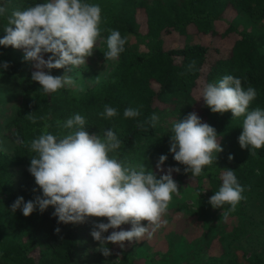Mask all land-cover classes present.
<instances>
[{
    "label": "trees",
    "instance_id": "obj_1",
    "mask_svg": "<svg viewBox=\"0 0 264 264\" xmlns=\"http://www.w3.org/2000/svg\"><path fill=\"white\" fill-rule=\"evenodd\" d=\"M11 0H0V5ZM44 0H24L20 10L43 3ZM99 4L105 23L102 38L109 35L107 29L118 30L122 37L131 35L144 44L143 52L133 51L129 39L125 51L120 54L117 67L104 82L83 94H76L64 88L51 96L40 91V85L31 80V66L23 61V50L0 46V72L17 78L24 68L28 69L23 89V105L13 119L14 138L17 144L12 153L0 151V264H78L75 253L84 241L87 226L91 221L107 222L106 218H91L88 223L72 225L58 224L52 215L54 208L44 213L37 209L29 217L22 211H11V205L22 196L27 202L36 195L33 192L34 178L28 172L33 153L19 141L30 142L38 137L45 124L50 125L51 134L62 136L66 130L57 127L56 121H66L73 114L85 117L89 133L103 137L108 129L113 130L122 141L121 148L114 153L130 166L145 164L154 172L160 155H167L161 166L179 167L173 172L175 179L193 185L200 196L196 205L182 208L204 227L214 221L209 198L222 185L221 170L235 171L238 182L244 187L242 200L229 216H238L247 202L252 178L257 171L264 172V148L250 155V149H241L238 137L242 132L243 118L233 119L232 113L213 114L200 98L203 85L216 82L225 75H233L242 81V86H252L257 97L251 107L264 109V33L256 34L241 30L237 19L247 15L252 19H264V0H87ZM6 19L0 18V38ZM191 36L201 41L189 44ZM179 40V41H178ZM176 41V43H174ZM178 41V42H177ZM47 59V55L45 56ZM195 61V68L188 65ZM7 62L5 70L2 63ZM62 69L52 70V75H62ZM185 102L188 110L195 112L202 122L215 128L223 152L216 163L205 166L204 174L191 178L185 174L184 166L177 164L170 154V135L156 125L148 123L152 114L158 115L165 105ZM118 109V115L104 119L99 113L104 105ZM126 108L138 109L140 116L126 119ZM33 113L36 123L27 115ZM43 118V119H41ZM143 124V127H138ZM232 155L233 159H228ZM25 168V180L17 189L12 169ZM227 211V207L224 209ZM122 225L121 228H124ZM59 227L60 233L55 229ZM212 227V226H211ZM119 230V229H117ZM112 230H109V233ZM107 233L105 236H107ZM117 258L115 264H141L135 258L133 242H125L121 249L107 245ZM226 253L217 256L212 245L200 247L186 264H243L226 260ZM246 257V254H243ZM245 264H264V256L253 253Z\"/></svg>",
    "mask_w": 264,
    "mask_h": 264
},
{
    "label": "clouds",
    "instance_id": "obj_2",
    "mask_svg": "<svg viewBox=\"0 0 264 264\" xmlns=\"http://www.w3.org/2000/svg\"><path fill=\"white\" fill-rule=\"evenodd\" d=\"M0 18L6 19L0 46L23 50V61L33 69L31 80L41 86L40 91L46 96L76 86L69 73L87 64V58L93 55L105 31L101 7L87 0H44L11 12L9 5L3 4L0 5ZM107 31V51L103 54L106 61H116L125 51L127 37H122L118 30ZM2 67L6 70L9 65L3 62ZM194 68L195 61H191L188 69ZM60 69L65 70L64 75L51 74L52 70ZM256 97L254 87L244 88L241 79L225 75L216 82L204 84L199 98L213 114L231 112L232 120L243 118L238 143L241 149H250V155L264 148V109L251 107ZM99 115L112 119L118 115V109L106 104ZM123 116L136 119L140 112L126 108ZM27 118L32 123L37 122L33 113ZM158 122L156 114L149 117L152 128ZM86 123L85 117L76 113L66 121H56L57 127L66 130L62 136L51 134L50 125L45 124L38 137L30 142L19 141L34 154L29 158L27 170L37 186L33 192L39 190L42 195L27 202L22 196L17 197L11 211L20 210L29 217L37 209L44 213L52 207L58 224L65 225L106 218L107 222L93 221L90 235L98 242L99 252L109 257L112 252L107 245L123 249L125 242L150 239L167 224L163 217L174 196L180 195L172 173H180V168L169 167L157 178L145 164L130 166L113 155L122 146L113 130H106L101 137L89 133ZM137 126L142 128L143 124ZM169 144L174 161L183 165L185 174L190 173L193 179L202 176L205 166L216 163L218 154L223 152L215 128L202 122L195 112L172 124ZM167 158L163 154L158 158L156 167L161 172H164L161 166ZM228 159L231 161L232 155ZM235 173L230 169L221 170L222 185L208 201L213 209L227 207V211H223L224 219L246 199L245 189ZM126 224L131 228L122 229ZM60 231L59 227L55 229L56 233ZM105 233L109 234L105 236Z\"/></svg>",
    "mask_w": 264,
    "mask_h": 264
},
{
    "label": "rangeland",
    "instance_id": "obj_3",
    "mask_svg": "<svg viewBox=\"0 0 264 264\" xmlns=\"http://www.w3.org/2000/svg\"><path fill=\"white\" fill-rule=\"evenodd\" d=\"M24 0H11L9 12L20 10ZM241 30L256 34L264 33V19H252L242 15L237 19ZM129 47L136 52H143L144 44L131 35H127ZM179 41V40H178ZM177 41V42H178ZM198 37L191 36L189 44L199 43ZM176 43V41L174 42ZM107 51L106 39L97 42L93 55L87 58V64L74 68L69 75L76 81L75 87H66L76 94H83L90 88L100 85L107 76L115 70L116 61H106L104 52ZM62 75L65 70L62 69ZM28 69L20 73L17 78L9 77L0 72V151L12 153L17 141L14 138L13 119L23 105V89L26 85ZM83 89L80 91L79 89ZM189 105L180 102L178 105H165L159 117L158 127L171 131L172 124L178 119H184L189 113ZM15 180V187L25 180V168L18 167L11 170ZM164 172H154L159 178ZM179 185L180 195L174 196L167 214L163 217L167 224L158 229L149 239L133 242L135 258L141 264H186L192 254L200 247L210 243L212 253L221 255L226 253V260L233 263L240 260L243 264L253 253L264 256V172L257 171L252 178L249 196L243 211L227 219L223 217L222 209H212L214 221L209 227H204L197 219L189 216L182 208L183 205L194 206L197 202L195 186L183 183L173 177ZM93 221L98 222L97 219ZM93 221L87 226L84 241L79 244L75 258L78 264H115L117 258L113 255L104 257L99 252V244L90 235ZM146 224V222H143ZM212 226V227H211ZM126 224L122 229H130ZM105 233L104 235H106ZM246 254V257L243 255Z\"/></svg>",
    "mask_w": 264,
    "mask_h": 264
}]
</instances>
